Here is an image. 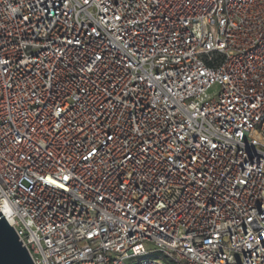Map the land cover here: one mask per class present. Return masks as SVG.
<instances>
[{
	"label": "built area",
	"instance_id": "1",
	"mask_svg": "<svg viewBox=\"0 0 264 264\" xmlns=\"http://www.w3.org/2000/svg\"><path fill=\"white\" fill-rule=\"evenodd\" d=\"M0 213L33 264H264V0H0Z\"/></svg>",
	"mask_w": 264,
	"mask_h": 264
},
{
	"label": "water",
	"instance_id": "2",
	"mask_svg": "<svg viewBox=\"0 0 264 264\" xmlns=\"http://www.w3.org/2000/svg\"><path fill=\"white\" fill-rule=\"evenodd\" d=\"M0 264H33L6 218L0 213Z\"/></svg>",
	"mask_w": 264,
	"mask_h": 264
},
{
	"label": "snow or ice",
	"instance_id": "3",
	"mask_svg": "<svg viewBox=\"0 0 264 264\" xmlns=\"http://www.w3.org/2000/svg\"><path fill=\"white\" fill-rule=\"evenodd\" d=\"M65 179H67V177H65Z\"/></svg>",
	"mask_w": 264,
	"mask_h": 264
}]
</instances>
